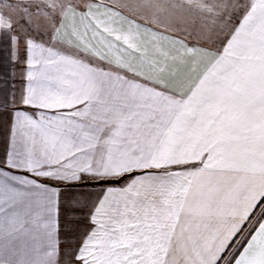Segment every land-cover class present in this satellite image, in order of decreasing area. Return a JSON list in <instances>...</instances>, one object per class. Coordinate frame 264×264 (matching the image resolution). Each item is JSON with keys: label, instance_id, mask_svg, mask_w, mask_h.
Returning a JSON list of instances; mask_svg holds the SVG:
<instances>
[{"label": "snow or ice", "instance_id": "1", "mask_svg": "<svg viewBox=\"0 0 264 264\" xmlns=\"http://www.w3.org/2000/svg\"><path fill=\"white\" fill-rule=\"evenodd\" d=\"M0 64V264H264V0H0Z\"/></svg>", "mask_w": 264, "mask_h": 264}, {"label": "crops", "instance_id": "2", "mask_svg": "<svg viewBox=\"0 0 264 264\" xmlns=\"http://www.w3.org/2000/svg\"><path fill=\"white\" fill-rule=\"evenodd\" d=\"M23 68V65H17L15 68L16 71V78L11 76L12 68L10 66H6L3 64H0V102H3L6 95L10 97V94L15 91L17 96L19 95V92L21 91L24 81L21 78L20 72ZM5 72L7 73V76L5 75ZM7 79V84L5 83V80ZM18 84V85H17ZM13 85L15 87H13ZM17 91H16V90ZM2 135V133H0ZM0 148H2V144H0Z\"/></svg>", "mask_w": 264, "mask_h": 264}, {"label": "rangeland", "instance_id": "3", "mask_svg": "<svg viewBox=\"0 0 264 264\" xmlns=\"http://www.w3.org/2000/svg\"><path fill=\"white\" fill-rule=\"evenodd\" d=\"M15 78H16V76H15ZM17 79V78H16ZM18 85V84H17ZM16 90V89H15ZM17 91V90H16Z\"/></svg>", "mask_w": 264, "mask_h": 264}]
</instances>
